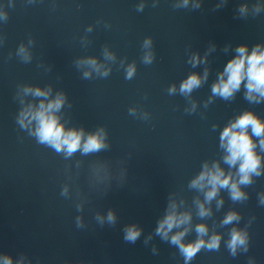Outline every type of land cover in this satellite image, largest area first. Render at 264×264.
Returning <instances> with one entry per match:
<instances>
[{
  "label": "water",
  "instance_id": "95a60500",
  "mask_svg": "<svg viewBox=\"0 0 264 264\" xmlns=\"http://www.w3.org/2000/svg\"><path fill=\"white\" fill-rule=\"evenodd\" d=\"M242 46L264 51V0H0V264H264V133L245 130L258 161L245 183L221 139L245 114L264 125V96L247 78L212 90ZM58 98L57 126L80 136L71 153L31 115ZM217 168L229 185L209 200ZM172 213L188 220L165 239ZM180 233L202 243L191 259Z\"/></svg>",
  "mask_w": 264,
  "mask_h": 264
},
{
  "label": "clouds",
  "instance_id": "9594fccd",
  "mask_svg": "<svg viewBox=\"0 0 264 264\" xmlns=\"http://www.w3.org/2000/svg\"><path fill=\"white\" fill-rule=\"evenodd\" d=\"M239 55L236 59L230 61L226 68L224 69V74L221 75L220 82L213 86V92L217 93L223 97H229L235 90H238L241 81L247 78V88L249 92H258L260 95L264 96V51H261L259 46H257L251 55L247 54V49L245 47L237 48ZM227 75V81L224 80L223 76ZM131 75V71L129 72ZM200 85V80L196 76L190 77L186 82L181 85V92H191L193 87H198ZM174 91V89H172ZM36 95H45L37 91ZM61 106V100L58 98L55 102L50 103L47 107L41 103L39 110L31 113L32 119L38 122V135L42 142L46 141L52 144L57 151L61 149L62 146L71 153L74 152L79 146L80 136L74 132H69L67 134L63 133L62 127L57 126V121L51 111L53 109H59ZM24 115H29L25 113ZM251 125L253 132L259 136L264 133V125L258 123L256 119L253 118L251 114H245L240 117L230 128L226 129L221 136L222 141L226 140L227 150L229 156L226 158L227 162L230 164H235L237 161H241L239 171L244 174L242 176V183L247 182V173L254 171L257 168L258 161L253 158L252 154V142L246 134L247 127ZM234 129H240L241 131H234ZM264 143V141H262ZM100 145L95 138H90L84 145V151H94L98 150ZM205 175L208 177V183L211 184L212 191L207 194V198L210 200L216 194L217 186L228 187L229 180L227 178L222 179L224 173L218 168L215 173L208 172ZM205 175H201L199 180L194 181V184H199L200 181L205 179ZM232 188V198L239 199L241 194L236 190V185L233 184ZM206 214L203 209L201 215ZM109 221L114 220L112 214H109ZM236 219L235 216L229 215L224 223L228 224L232 220ZM188 220L187 216L177 217L175 213L168 215L164 220H162L157 228V234L163 233L164 238H167L168 231H170L174 226H178ZM198 232L204 233L205 229L199 227ZM184 233H180L172 237L171 243L179 245L181 252L185 255L187 259H191L194 253L199 250L202 246L201 242H197L196 247H185L181 244V237ZM140 236V231L134 226L126 230V235L124 239L126 241L135 242ZM219 244V238L214 237L211 243L208 245L209 248H216ZM237 244H244V240L240 238L235 232L233 233L232 240L229 247L235 250ZM6 264H11V261H6Z\"/></svg>",
  "mask_w": 264,
  "mask_h": 264
}]
</instances>
